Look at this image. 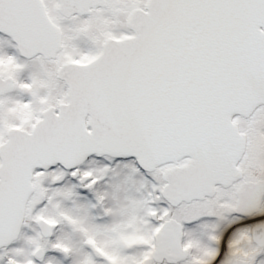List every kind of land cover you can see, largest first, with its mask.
<instances>
[{
    "label": "snow or ice",
    "instance_id": "1",
    "mask_svg": "<svg viewBox=\"0 0 264 264\" xmlns=\"http://www.w3.org/2000/svg\"><path fill=\"white\" fill-rule=\"evenodd\" d=\"M0 264H264V0H0Z\"/></svg>",
    "mask_w": 264,
    "mask_h": 264
}]
</instances>
